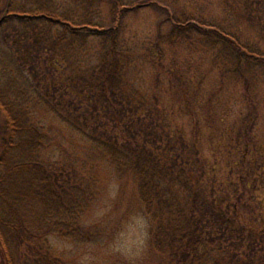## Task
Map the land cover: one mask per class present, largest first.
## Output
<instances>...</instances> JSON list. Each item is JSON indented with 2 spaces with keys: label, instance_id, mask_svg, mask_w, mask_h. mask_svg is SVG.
Returning <instances> with one entry per match:
<instances>
[{
  "label": "trees",
  "instance_id": "1",
  "mask_svg": "<svg viewBox=\"0 0 264 264\" xmlns=\"http://www.w3.org/2000/svg\"><path fill=\"white\" fill-rule=\"evenodd\" d=\"M103 1L111 6L107 17L101 13ZM131 10L121 0H0L5 264H74L52 252L45 238L57 235L75 244L96 238V230L83 221L96 199L78 176L86 164L80 172L76 163L44 156L49 131L36 118L40 111L79 135L91 159L108 163L120 180L135 182L151 224L156 264H264V233L245 223L242 214L246 195L258 183L248 156L253 148L264 152V140L261 144L251 122L256 92L264 88V51L218 22L179 18L167 34L159 28L155 39L131 43L125 37ZM161 41L211 54L223 77L242 87L233 106L249 109L233 131V147L240 152L233 160V180L219 181L212 174L215 166L196 139L199 122L187 135L170 119L161 75L170 78L171 90L174 82H183V74L164 63ZM144 60L158 69L148 92L131 75ZM255 165L264 168V161Z\"/></svg>",
  "mask_w": 264,
  "mask_h": 264
},
{
  "label": "rangeland",
  "instance_id": "2",
  "mask_svg": "<svg viewBox=\"0 0 264 264\" xmlns=\"http://www.w3.org/2000/svg\"><path fill=\"white\" fill-rule=\"evenodd\" d=\"M132 10L125 19V37L131 43H145L155 39L159 28L167 34L179 18L182 21L205 20L218 22L230 31L238 32L244 40L255 43L264 51V0H121ZM101 13L107 17L110 4L101 3ZM165 52L164 63L176 65V72L183 82L171 87L169 77L161 75L165 95V107L170 119L182 127L187 135L199 122L196 136L202 155L215 166L212 174L219 181L233 180V160L240 152L233 147V131L241 124V114H248V107L233 106L242 94V87L232 77H223L220 68L211 57L185 47L171 46L161 41ZM175 67V66H174ZM158 69L144 60L132 71V81L144 92L155 83ZM177 85V86H176ZM160 87L158 86L157 89ZM168 91V92H167ZM185 95L189 99L186 106ZM213 98L211 103L207 102ZM257 111L251 119L264 140V88L256 92ZM36 118L47 126L49 135L47 158L76 163L85 180V188L94 189L96 199L86 208L83 221L96 235L88 243L75 244L57 235L45 238L56 255H63L74 264H156L157 256L150 250L151 224L145 216L133 180H120L108 163L90 157L89 145L83 139L64 128L57 118L47 111L38 112ZM248 158L255 169L257 186L246 195L247 207L243 210L245 223L264 233V168H256V161H264L262 149ZM63 154V155H62ZM208 168L210 175L211 169ZM263 182V183H262ZM74 181L72 182V185ZM94 228V230H93ZM0 264H5L0 248Z\"/></svg>",
  "mask_w": 264,
  "mask_h": 264
}]
</instances>
